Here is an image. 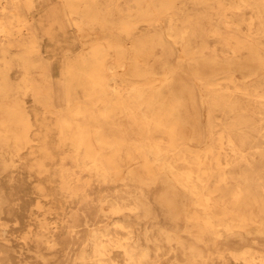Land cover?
Returning a JSON list of instances; mask_svg holds the SVG:
<instances>
[{
	"label": "bare ground",
	"instance_id": "1",
	"mask_svg": "<svg viewBox=\"0 0 264 264\" xmlns=\"http://www.w3.org/2000/svg\"><path fill=\"white\" fill-rule=\"evenodd\" d=\"M64 1L65 12L78 29L98 27L96 38L66 64V105L60 102L59 83L24 12L31 6L28 0H0V94L10 97L15 91L7 71L10 64L19 63L33 72L41 67L40 72L23 76L20 88L32 92L41 114L54 120L60 140L76 148L80 167L110 175L116 182L128 177L138 181L135 162L142 164L148 177L162 173L166 178L167 173L160 203L166 215H181L166 205V181L172 180L191 196L188 220L209 229L212 248L228 257L225 264H264L263 245L247 237L236 238L251 225L264 231V57H239L244 49L264 52V0H233L230 5L216 0L206 20L199 9V2L205 0H115L118 13L109 16L103 13L101 0ZM122 5L126 9L119 10ZM110 22L111 32L130 38L143 26L149 30L131 41L140 62L146 61L144 45L151 42L153 28L159 24L179 48L176 67L205 53L221 59L227 54L233 57V62L219 65L205 62L195 73L201 91L212 93L207 98L206 145H194L197 137L191 127L195 123L184 101L194 88L183 85L167 96L163 85L173 78L171 74L140 75L123 56L103 51L104 31ZM109 41L112 50L119 52L121 42ZM240 64L258 65L259 69L242 77L233 67ZM175 81L176 77L172 84ZM0 113V152L17 155L19 148L3 146L23 106L0 101ZM215 119L221 121L215 123ZM15 146H20V139ZM11 158L0 155V173L9 169ZM64 187L81 192L78 206L67 210L62 221L38 215L36 227L30 225L18 234L23 222L18 209L25 207L10 198L0 182V264H179L175 257H183V250L193 257L190 264H218L209 256L203 238L166 220H159L158 231H152L148 223L159 207L139 188L137 203L116 190L103 197L104 214L93 215L83 182L65 180ZM36 207L42 210L45 205ZM151 233L163 242L172 240L179 248L177 255L162 250Z\"/></svg>",
	"mask_w": 264,
	"mask_h": 264
},
{
	"label": "rangeland",
	"instance_id": "2",
	"mask_svg": "<svg viewBox=\"0 0 264 264\" xmlns=\"http://www.w3.org/2000/svg\"><path fill=\"white\" fill-rule=\"evenodd\" d=\"M28 1L32 2L31 6L24 8V12L30 19L31 27L40 38L44 55L49 60L46 61L48 63L47 66L52 69L53 77L59 83L61 90L60 102L66 105L64 100V87L67 79L66 64L69 59L76 58L84 50L86 45L92 39L96 38L98 27L93 25L95 28L92 31L78 29L72 18L65 12L64 0ZM101 2L103 13L106 16L118 13V9L116 8L117 2L115 0H101ZM225 2L230 5L233 0H225ZM215 3L216 0H205L203 3L199 2V9L205 20L209 18L208 11L212 4ZM191 4H196V1ZM121 9L124 10L126 8H123L122 5L119 10ZM112 25L113 23L110 22L106 27V32L104 31L107 43L103 51H109L112 55L123 56L128 64H132L137 68L140 75L152 72L158 76L169 73L173 78L176 77L174 84H172V78L163 85V91L167 96L177 93L178 89L183 85H190L194 88L192 95L186 94L184 96V101L187 104V112L191 115V121L195 123L191 127V131H193L197 139H193V143L196 146L206 145L208 140L207 132L209 130L208 118L210 116V104L207 98L212 93L209 92L206 94L204 91H201L198 81L195 79V73L204 66L205 62L219 65L229 60L233 62V57L227 54L225 58L221 59L213 57L212 54L205 53L192 61L182 63L179 67H176L180 62L178 59L179 48L171 44V41L164 34L163 24H159L153 28L151 42L144 45L148 49L146 61L140 62L131 41L138 39L139 34L148 33L149 30L143 26L142 30L136 31L130 38L125 34H114V32H111L110 28ZM110 39H117L121 42V46L117 48L119 52L112 50ZM87 50L92 55H96L92 47L88 46ZM11 54L14 55L15 59H18L15 54V49H11ZM255 55L262 58L264 57V52L258 48L256 52L244 49L239 57L240 59H246ZM3 66L5 65L3 64ZM233 67L234 69H238V73L242 77H247L253 71H258L259 69L258 65L253 66L249 64L246 67L241 66V64L240 67ZM41 69V67H38L33 72L27 71L24 67H20L19 63L14 65L10 64L7 71L12 78L15 91L10 97H5L0 94V101L7 100L11 104L19 102L23 106V114H21V117L19 116V121H16L12 125L11 129L13 131L8 134L5 140L6 146H3L5 149L19 148V153L13 155L9 150L0 152V155H4V157L10 160L13 157L14 160L11 162L9 169L0 173V182H4L7 195L25 207V209H18V213L22 214L23 220L18 234L27 231L30 225L36 227L38 225V215L40 217L46 215L50 219L62 221L66 217L64 213L67 210L78 206L81 201V192L74 193L66 190L69 187H64L65 180H68V182H83L84 190L89 195L87 204L93 215L104 214L102 199L104 196L116 190H119L121 193L120 196L124 199H129L131 202L137 203L135 201V198H137L136 189L139 188L142 193L145 192L147 194L148 198L151 199L156 207H159L157 216L151 218L148 223V227L152 231L155 228L158 231L157 222L159 220H166L172 226L177 227L185 233H191L195 237L203 238L208 247L209 256L216 259L218 264H225L228 257L212 248V236L209 229L199 222H190L188 220V203H190L191 196L172 180L166 181V205L172 207V209L177 213H181V215L174 213L166 215V212H164V207L162 208L160 203L167 173L166 178L162 173L158 174L155 178L148 177L143 174L142 164L135 162L133 164V170L138 177V181L135 182L128 177L125 181L116 182L110 175H100L95 171L80 167L82 161L76 148L69 142L63 143L60 140V132L54 125V120L44 117L41 114V106L36 102L32 92H25L20 88V82L22 84L23 76H31L33 73L40 72ZM158 89L160 90L162 87ZM233 103H235V100ZM0 116H2L1 113ZM220 121L219 119H215V123H219ZM204 137V142L198 140ZM18 139H20V146H15ZM180 165L183 166V164ZM69 174L73 176L68 178ZM38 203L44 204L45 208L39 210L36 207ZM50 209L52 210L50 211ZM47 210H49V214H45ZM188 229L191 231L188 232ZM249 229L248 232L237 233L236 238L239 240L242 237H247V239L253 242H259L264 246V231L253 225ZM151 235H154V233H151ZM154 239L162 250L167 248L174 256L179 252V248L172 240L163 242L159 240L158 235H154ZM182 254L183 257H175L178 263L190 264L193 257L185 252V250H183Z\"/></svg>",
	"mask_w": 264,
	"mask_h": 264
}]
</instances>
